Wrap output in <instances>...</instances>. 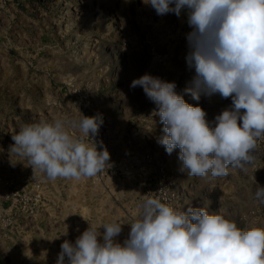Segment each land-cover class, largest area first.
<instances>
[{"label": "rangeland", "instance_id": "rangeland-1", "mask_svg": "<svg viewBox=\"0 0 264 264\" xmlns=\"http://www.w3.org/2000/svg\"><path fill=\"white\" fill-rule=\"evenodd\" d=\"M11 2L0 11V264H56L62 243L74 244L89 224L122 223L115 240L123 244L146 197L176 210L207 207L244 230L264 228V204L255 198L264 187L258 152L246 171L187 176L178 170L179 149L169 155L157 142L156 105L142 87H130L145 74L175 82L213 127L231 107V98L202 94L197 101L184 91L195 76L186 61V8L160 16L143 0H18V16ZM81 113L103 118L95 142L112 166L97 176L48 180L9 151L23 125Z\"/></svg>", "mask_w": 264, "mask_h": 264}, {"label": "clouds", "instance_id": "clouds-1", "mask_svg": "<svg viewBox=\"0 0 264 264\" xmlns=\"http://www.w3.org/2000/svg\"><path fill=\"white\" fill-rule=\"evenodd\" d=\"M143 2L160 16L188 10L192 31L186 61L195 76L184 91L197 101L202 94L232 100L213 127L202 107L176 92L175 82L147 74L134 79L130 87H142L156 105L152 115L163 125L158 144L169 155L179 149L178 170L190 177H223L230 168L246 171L257 141L264 139V0ZM102 124V115L82 113L79 120L57 116L25 124L12 135L9 151L48 180L92 178L112 166L107 148L98 149L95 142ZM255 198L264 204V187L258 185ZM139 207L141 214L130 223L123 244L115 240L122 223L99 226L103 243L99 228L89 224L74 244L62 243L56 264H264V228L244 230L207 207L176 210L153 197Z\"/></svg>", "mask_w": 264, "mask_h": 264}, {"label": "built area", "instance_id": "built-area-1", "mask_svg": "<svg viewBox=\"0 0 264 264\" xmlns=\"http://www.w3.org/2000/svg\"><path fill=\"white\" fill-rule=\"evenodd\" d=\"M13 0H0V11L3 10L9 2H11ZM256 151L258 152V154L262 157V159L264 160V139L258 140L257 141V149Z\"/></svg>", "mask_w": 264, "mask_h": 264}, {"label": "crops", "instance_id": "crops-1", "mask_svg": "<svg viewBox=\"0 0 264 264\" xmlns=\"http://www.w3.org/2000/svg\"><path fill=\"white\" fill-rule=\"evenodd\" d=\"M15 2H11L9 4V11H11V13L15 14V15H18V16H21L22 13H21V10H19L17 7H16V2H18V0H13Z\"/></svg>", "mask_w": 264, "mask_h": 264}]
</instances>
